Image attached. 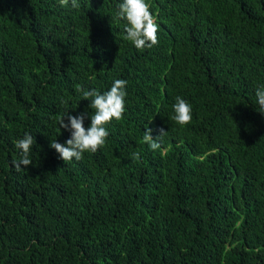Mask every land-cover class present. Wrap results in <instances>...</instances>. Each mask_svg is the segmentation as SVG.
<instances>
[{
	"label": "trees",
	"instance_id": "trees-1",
	"mask_svg": "<svg viewBox=\"0 0 264 264\" xmlns=\"http://www.w3.org/2000/svg\"><path fill=\"white\" fill-rule=\"evenodd\" d=\"M78 2L0 0V264H264V0H146L159 43L143 51L122 0ZM115 79L122 119L64 162L50 147L70 138L60 117L88 127L94 111L76 86ZM146 128L167 132L160 149ZM25 133L32 164L18 171Z\"/></svg>",
	"mask_w": 264,
	"mask_h": 264
},
{
	"label": "clouds",
	"instance_id": "clouds-1",
	"mask_svg": "<svg viewBox=\"0 0 264 264\" xmlns=\"http://www.w3.org/2000/svg\"><path fill=\"white\" fill-rule=\"evenodd\" d=\"M61 5H67L69 0H60ZM71 7L79 9L78 0H71ZM117 17L126 21L125 39L130 41L134 47L143 51L150 49L159 43L157 18L150 10V5L146 0H122L117 5ZM124 79H115L109 90L100 93L95 89L85 90L82 85H77V92H82L84 100H89V107L93 109L88 127L84 126L85 114L78 116L68 113L61 116L59 126L70 132V138L65 143H59L56 140L50 142V147L55 149L59 158L64 162L79 161L83 158L85 152H96L103 147L109 136L106 127L113 119L120 120L126 110V85ZM256 102L259 106V112L264 114V85L259 86L255 92ZM67 103V101H62ZM174 116L172 119L181 126L187 125L192 120V106L184 98L175 97V103L172 105ZM65 118L67 122L65 121ZM160 135L155 139L151 135V129L146 128L143 135V142L148 144L151 150L155 151L161 148L159 139L167 134L161 128ZM35 143L34 137L30 133H25L23 138L15 142L17 149L21 150V158L14 161V166L19 171L21 166L32 164L29 158L30 150ZM139 152L132 154L133 159H138Z\"/></svg>",
	"mask_w": 264,
	"mask_h": 264
}]
</instances>
